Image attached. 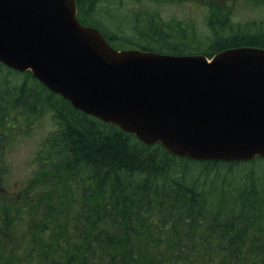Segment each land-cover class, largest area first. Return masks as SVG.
Wrapping results in <instances>:
<instances>
[{
    "label": "trees",
    "instance_id": "obj_1",
    "mask_svg": "<svg viewBox=\"0 0 264 264\" xmlns=\"http://www.w3.org/2000/svg\"><path fill=\"white\" fill-rule=\"evenodd\" d=\"M114 1L77 0L79 15L101 29L100 4ZM134 19L139 39L131 41L143 50L264 47L256 20L210 17L211 38L192 46L182 19ZM3 73L24 77L12 83ZM35 111L51 113L56 127L40 143L32 175L12 188L6 148L16 121ZM0 160V264H264V157L173 154L0 62Z\"/></svg>",
    "mask_w": 264,
    "mask_h": 264
},
{
    "label": "water",
    "instance_id": "obj_2",
    "mask_svg": "<svg viewBox=\"0 0 264 264\" xmlns=\"http://www.w3.org/2000/svg\"><path fill=\"white\" fill-rule=\"evenodd\" d=\"M76 0H0V60L78 109L198 160L264 157V48L209 61L113 47Z\"/></svg>",
    "mask_w": 264,
    "mask_h": 264
},
{
    "label": "rangeland",
    "instance_id": "obj_3",
    "mask_svg": "<svg viewBox=\"0 0 264 264\" xmlns=\"http://www.w3.org/2000/svg\"><path fill=\"white\" fill-rule=\"evenodd\" d=\"M213 1L115 0L113 4L104 5L101 3L96 17L99 26L109 35L114 44L125 49L139 48L138 44L131 41L139 39L134 34L131 24H134V18L143 19L147 15L165 18L166 21L167 18L184 20V23L189 25L188 36L192 41H189L188 44L192 46L201 45L203 41L207 43V40L211 38L210 24L212 20L207 21V19L215 15L227 14L231 16L233 22L241 24L256 19V22L252 21V24L264 30V22L258 24L261 23L260 21H264V0ZM3 74L5 75L3 77L11 79L12 83H19L24 77L22 74ZM35 113L36 111L31 117L26 113L25 118H20L21 122L16 121L14 125L20 124L19 128L16 129V133L11 134L12 141L6 148L4 161L9 164L11 169L7 178L8 184L12 188H18L24 180L32 175L36 168L35 159L40 143L56 127L50 116L51 113L43 112L37 116Z\"/></svg>",
    "mask_w": 264,
    "mask_h": 264
}]
</instances>
